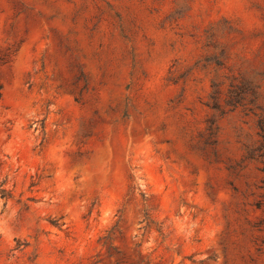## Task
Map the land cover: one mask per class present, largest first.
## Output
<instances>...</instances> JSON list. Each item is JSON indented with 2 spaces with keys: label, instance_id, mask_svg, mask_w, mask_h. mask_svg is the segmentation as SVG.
I'll return each mask as SVG.
<instances>
[{
  "label": "rangeland",
  "instance_id": "rangeland-1",
  "mask_svg": "<svg viewBox=\"0 0 264 264\" xmlns=\"http://www.w3.org/2000/svg\"><path fill=\"white\" fill-rule=\"evenodd\" d=\"M0 264H264V0H0Z\"/></svg>",
  "mask_w": 264,
  "mask_h": 264
},
{
  "label": "trees",
  "instance_id": "trees-1",
  "mask_svg": "<svg viewBox=\"0 0 264 264\" xmlns=\"http://www.w3.org/2000/svg\"><path fill=\"white\" fill-rule=\"evenodd\" d=\"M0 197L1 198H9L10 197V193L9 191L3 187V185H0Z\"/></svg>",
  "mask_w": 264,
  "mask_h": 264
}]
</instances>
